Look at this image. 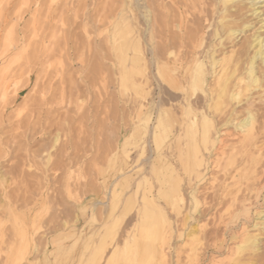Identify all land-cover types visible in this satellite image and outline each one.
<instances>
[{
  "label": "rangeland",
  "instance_id": "obj_1",
  "mask_svg": "<svg viewBox=\"0 0 264 264\" xmlns=\"http://www.w3.org/2000/svg\"><path fill=\"white\" fill-rule=\"evenodd\" d=\"M194 1L206 7L207 0ZM165 2L0 0V264H41V259L51 264H159L162 255L166 264H175L176 255L185 263L179 252L182 239L173 233L184 215H193L188 183L209 185L200 180L206 173H192V158L187 167L181 99L167 103V94L156 88L151 76L150 57L164 56L168 36ZM153 15L158 17L154 22ZM157 46L160 50L155 51ZM123 59L130 77L121 86ZM138 84L141 89L133 87ZM160 100L183 114L182 125L179 135L165 139L160 134L153 140L151 107ZM124 132L135 133L128 158L118 140ZM231 133L224 140L225 155L236 140ZM119 155L125 157L129 181L116 172ZM176 158L184 161L178 166ZM166 160L175 165L174 176L186 201L174 202L173 211L163 198L168 192ZM206 192L209 201L213 191ZM134 239L136 246H131ZM116 245L119 250L112 254Z\"/></svg>",
  "mask_w": 264,
  "mask_h": 264
},
{
  "label": "bare ground",
  "instance_id": "obj_2",
  "mask_svg": "<svg viewBox=\"0 0 264 264\" xmlns=\"http://www.w3.org/2000/svg\"><path fill=\"white\" fill-rule=\"evenodd\" d=\"M165 3L163 12L165 19L169 21L168 36L166 35L167 39L163 42L164 56H161L162 53L160 59L155 56L150 57L154 72L151 76L154 77L153 83L156 88L167 94V103L181 99L179 110L186 113L182 145L187 167L189 158H192L194 163L192 173L198 174V177L206 173L202 179H199L208 181L207 185H209L207 188L198 183L193 185L188 183V202L191 203L189 210L193 215L189 213L184 215L180 221L179 231L173 233L177 234V238L182 239V248L179 252L185 255L184 264H264V243H261L264 239V17H262L264 13L260 11V8H264V0H207L204 8L199 7L194 0H167ZM149 7L151 9L150 3ZM153 12L154 14L158 12L157 7ZM153 17L152 22L157 16L153 15ZM154 24L152 23L151 26ZM152 30L155 35V25ZM158 48L157 46L155 51ZM119 65L122 71L120 78L122 86L127 83L130 73L124 59ZM133 87L141 89L142 86L138 84ZM197 91L202 94L203 99H197L195 96ZM198 96L200 97V94ZM155 104L151 107L154 113V122L150 124L151 138L155 140L160 134H163L161 136L165 139L170 138L171 135L176 136L179 126L182 125H180V116L183 114L179 110L177 113V109L173 110L174 107L164 106L161 100ZM146 116L145 114L144 120ZM229 131L232 132L230 136L235 137L236 140L232 145L229 144L231 152L225 155L227 145L224 140ZM132 136H135L134 132H124L118 139L120 152L125 154L126 158L129 152L127 148L134 143ZM177 143L176 148L179 147ZM213 148L215 151L211 154L210 150ZM119 156L115 157L118 168L116 172L121 173L123 180L129 181L131 175L125 176L124 173V167L127 165L125 157L123 159ZM164 166L168 192H164L163 198L169 205L170 211H173V203L183 201V197L177 178L174 176L175 171L172 166L175 165L171 166L166 160ZM187 167L184 169L187 170ZM208 169L210 172L206 179ZM218 173H222L221 182L215 184L219 178ZM141 180L143 182L144 177ZM208 190L213 191L209 201L206 197ZM112 193L113 196L117 195L115 190ZM147 213L153 215V211ZM209 216L211 219H207ZM152 217L150 218L153 219ZM140 221H143L140 223L142 227L144 219ZM175 221L177 223V220ZM165 230L170 241L172 237L170 226ZM166 236L162 241H165ZM132 243L131 246H136V239L132 240ZM123 245H128V242L125 241ZM118 250L116 245L112 254ZM165 258V255H162L159 264L168 263L165 262ZM92 260L94 261L93 258ZM174 262L181 264L178 255Z\"/></svg>",
  "mask_w": 264,
  "mask_h": 264
},
{
  "label": "crops",
  "instance_id": "obj_3",
  "mask_svg": "<svg viewBox=\"0 0 264 264\" xmlns=\"http://www.w3.org/2000/svg\"><path fill=\"white\" fill-rule=\"evenodd\" d=\"M59 241V240H58ZM54 244H56V242H54ZM57 248V247H56ZM56 248H53L55 251H56ZM40 262H41V264H51V262L50 261H48V259L45 261V260H43V259H41L40 260ZM64 264V263H63Z\"/></svg>",
  "mask_w": 264,
  "mask_h": 264
}]
</instances>
